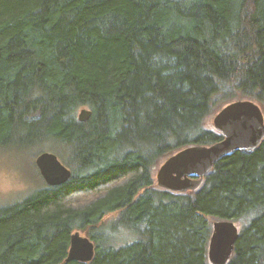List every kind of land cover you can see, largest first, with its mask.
<instances>
[{
  "label": "trees",
  "instance_id": "obj_1",
  "mask_svg": "<svg viewBox=\"0 0 264 264\" xmlns=\"http://www.w3.org/2000/svg\"><path fill=\"white\" fill-rule=\"evenodd\" d=\"M241 98L264 109V0H0V149L34 184L0 205V264H210L219 219L241 223L227 264H264V139L195 190L152 178L160 157L221 140L204 119ZM43 151L66 182L44 181ZM75 230L88 262L66 261Z\"/></svg>",
  "mask_w": 264,
  "mask_h": 264
},
{
  "label": "water",
  "instance_id": "obj_2",
  "mask_svg": "<svg viewBox=\"0 0 264 264\" xmlns=\"http://www.w3.org/2000/svg\"><path fill=\"white\" fill-rule=\"evenodd\" d=\"M91 110L83 107L77 113L79 121H86ZM213 126L222 139L210 145H191L168 156L156 172L157 186L178 193L197 189L215 162L235 151H253L264 139V114L259 104L250 99H239L226 103L213 117ZM42 178L49 185L66 182L70 169L58 156L43 151L35 158ZM239 228L232 221L219 219L212 222V233L208 242L207 255L210 264H227ZM95 253L93 241L75 230L70 235L66 261H90Z\"/></svg>",
  "mask_w": 264,
  "mask_h": 264
},
{
  "label": "rangeland",
  "instance_id": "obj_3",
  "mask_svg": "<svg viewBox=\"0 0 264 264\" xmlns=\"http://www.w3.org/2000/svg\"><path fill=\"white\" fill-rule=\"evenodd\" d=\"M224 105L225 104H223L221 107H223ZM221 107L215 106L213 111L205 117L204 119L205 127L214 128L213 117ZM262 111L264 114L263 108ZM167 157L168 156L160 157L158 162L155 163L154 166L152 167V178L155 185H157L156 172L159 166L161 165V163ZM31 173H32L31 166L24 160L23 156L18 155V153L11 152L9 150L0 149V205L20 199L29 193L31 188H33L34 186V184L28 178V177H32ZM117 215H118V211L109 213L105 216L104 220H111L115 218ZM235 223L240 228L241 223L240 222H235ZM80 233L86 236L84 231H80ZM128 235H129L128 232H124V237H128Z\"/></svg>",
  "mask_w": 264,
  "mask_h": 264
},
{
  "label": "flooded vegetation",
  "instance_id": "obj_4",
  "mask_svg": "<svg viewBox=\"0 0 264 264\" xmlns=\"http://www.w3.org/2000/svg\"><path fill=\"white\" fill-rule=\"evenodd\" d=\"M239 228V227H238Z\"/></svg>",
  "mask_w": 264,
  "mask_h": 264
}]
</instances>
